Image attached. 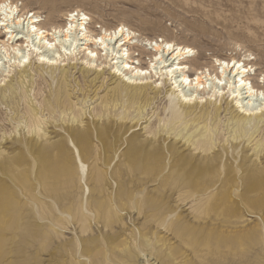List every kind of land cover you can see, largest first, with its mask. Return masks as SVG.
<instances>
[{"label":"rangeland","instance_id":"374dc122","mask_svg":"<svg viewBox=\"0 0 264 264\" xmlns=\"http://www.w3.org/2000/svg\"><path fill=\"white\" fill-rule=\"evenodd\" d=\"M11 1L22 13L33 11L43 17L39 24L47 28L64 24L71 11H83L92 18L86 24L89 31L100 34L125 25L138 33L139 41L163 39L193 47L197 53L186 59L199 68L216 58H236L254 64L249 74L255 81L264 74V0ZM3 39L6 36L0 34L1 45ZM134 45L133 62L139 58L133 54L138 49ZM1 50L0 150L14 161L9 170L0 171V264H84L89 257L99 264H157L148 253L162 258L159 264H264V192L160 187L161 176L174 164L173 157L159 154L147 162L127 156L130 136L144 138L142 128L158 130L160 120L170 117L168 83L163 82L159 98L138 126L126 132V123L113 120V131L106 139L95 135L90 141L93 152L87 158L67 141L68 156L52 162L59 167L54 174L41 168L32 144L29 148L22 145L21 138L40 143L27 132L28 111H37L46 121L44 127L52 131L49 135L55 136L53 140L63 142L71 130L68 121L77 111L87 112L85 125L100 124L93 114L103 110L102 99L113 103L118 98L112 88L119 81L110 74L108 63L100 76L86 73L80 64L83 55L62 62L55 80L47 69L38 67L35 56L21 73L13 54L7 58L6 50ZM145 59L144 67L148 66ZM63 65L69 74L65 84L60 81ZM188 70L193 78L196 72ZM154 80L153 86L161 82ZM57 94L66 102L69 96L73 111L55 108L49 112L47 105L55 104ZM229 116L222 114L214 128L220 145L232 141ZM254 138L252 146L264 140V121ZM161 142L172 141L161 136L153 145ZM96 172L103 178L96 179Z\"/></svg>","mask_w":264,"mask_h":264},{"label":"bare ground","instance_id":"6f19581e","mask_svg":"<svg viewBox=\"0 0 264 264\" xmlns=\"http://www.w3.org/2000/svg\"><path fill=\"white\" fill-rule=\"evenodd\" d=\"M22 10L11 0H0V34L6 36L3 44H0V50H6L3 52L7 58L13 54L15 64L22 67L21 73L33 64L32 57L35 56L38 67L47 69L49 76L55 80L58 77L56 71L61 68L62 62L66 59L74 61L83 55L80 64L84 65L86 73L94 72L100 76L108 63L110 74L119 81L112 88L118 98L113 103L102 99L103 110L93 114L100 124L94 127L85 125L83 115L87 112L77 111L68 121L67 126L71 130L68 129L70 133L63 142L53 140L55 136L49 135L52 131L44 127L46 121L37 111H28L30 117L26 125L27 132L35 142L40 143L36 145L24 138H21V142L28 148L32 144L42 169L58 174L59 167L52 162L68 156L65 150L67 141L75 143L81 155L87 158L93 152L90 141L95 135L100 140L106 139L113 131V120L126 123V132L138 126L145 117V111L159 98L165 82L171 87L168 91L170 117L160 120L162 125L158 130L143 125L144 138L135 139L130 136L127 139V156L134 155L132 157L147 162L156 160L159 154L173 157L174 164L170 166L168 174L161 176L160 187L191 189L201 186L207 190L223 188L264 192V140H257L255 147L250 145L255 140L254 135L262 129L264 121V74L255 81L249 74L255 70L254 64L250 65L245 59L216 58L214 63L199 68L193 60L189 62L186 59L197 53L189 45L163 39L155 42L148 38L144 42L139 41L136 40L138 33L125 25H119L114 30L104 29L98 34L89 31L86 25L92 18L78 10L67 13L64 24H52L47 28L39 24L43 17L40 18L33 11H30L31 14L22 13ZM133 43L138 48L133 54L139 56L135 62L131 56ZM148 46L152 51H149ZM147 57L148 66L144 67L146 63L143 60ZM1 61L0 58V70L3 65ZM188 69L196 72L193 78L187 74ZM68 77V71L63 65L61 84H65ZM152 79H155L154 83L159 80L161 82L153 86ZM148 90H152L153 94ZM205 94L209 98L203 101L201 99ZM60 96L56 95L55 104L47 105L49 112L53 113L55 108H62L64 113L65 110L73 111L69 96V102L61 101ZM120 100L124 101L122 109L119 107ZM255 102H259V105ZM134 111L136 114H133ZM222 114L230 115L227 127L230 128L232 141L227 145L218 144L214 132L222 120ZM161 136L170 138L172 142L153 145L160 141ZM54 151H57V158H54ZM249 151L252 153L249 154ZM12 161L14 159L9 154L0 150L1 172L9 170ZM181 167L186 171L181 170ZM95 177L100 180L103 175L96 172ZM85 231L82 228V232ZM148 255L153 256L157 264L163 263V259L155 256V253ZM164 256L169 255L165 252ZM89 258L84 264L100 263L94 261L93 257ZM109 264H113V261Z\"/></svg>","mask_w":264,"mask_h":264}]
</instances>
